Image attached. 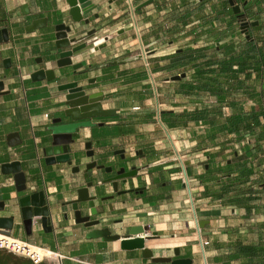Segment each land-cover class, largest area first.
Segmentation results:
<instances>
[{
    "label": "crops",
    "instance_id": "0c3cea01",
    "mask_svg": "<svg viewBox=\"0 0 264 264\" xmlns=\"http://www.w3.org/2000/svg\"><path fill=\"white\" fill-rule=\"evenodd\" d=\"M91 1L96 8L84 14L86 23L72 21L65 0H0V28L9 34V40L0 43V166L18 161L26 185L18 190L22 183L0 168V199L5 202L0 216H14L10 234L61 255L54 264H170L144 258L140 249H122L118 241L88 237L96 228L123 235L131 226L142 225L158 234L146 241L156 257L175 258L178 248L176 257L191 258L192 264H223L230 255V264H246L248 258L240 250L264 246V185L217 197L204 194L206 188L220 189L224 182L202 180L211 149L197 145L206 142L209 124L190 115L216 98L205 90L185 92L184 86L195 84L196 67L173 65L175 52L189 48L212 49L232 42L241 49L246 35L241 18L234 16L228 0H136L137 26H132L123 0ZM236 3L240 13L248 12L249 26L258 25L264 33V0ZM38 18H46V25L28 32L26 27ZM60 22L70 26L73 45L86 42L87 32L95 29L96 42L71 58L73 64L81 63L77 69L56 64L62 49L56 47L54 26ZM101 43L105 46L95 49ZM143 48H148L151 77L139 54ZM6 58L10 61L4 62ZM41 68L52 69L54 79L32 80L31 74ZM182 73L184 77L172 79ZM74 80L87 93L101 92L102 108L116 112L78 120L88 123H81L72 135L71 164H49L43 148L51 144L53 129L74 122L65 114L66 92L58 87ZM234 96L246 109L253 104L244 95ZM163 111L172 112L169 117L175 125L158 121ZM231 112L230 106L223 107L224 115ZM11 133L18 137L8 139ZM222 139L217 135L212 150H218ZM86 142L94 151L91 157L86 155ZM233 146L241 157L239 145ZM229 151L224 152L228 160ZM221 159L215 157L216 163L223 164ZM91 161L102 168L88 170L85 177ZM122 166L126 171L135 166L137 173L126 182L118 181L114 190L104 180ZM90 181L88 194L95 197L96 211L92 213L86 202H79L78 208L99 221L94 226L76 222L71 204ZM39 190L48 196L51 230L35 217L27 233L18 200ZM245 196L252 198L238 202ZM196 220L206 221L199 232ZM198 237L206 243L201 246Z\"/></svg>",
    "mask_w": 264,
    "mask_h": 264
},
{
    "label": "trees",
    "instance_id": "16d2710c",
    "mask_svg": "<svg viewBox=\"0 0 264 264\" xmlns=\"http://www.w3.org/2000/svg\"><path fill=\"white\" fill-rule=\"evenodd\" d=\"M247 13H234V16L242 21ZM258 28V25L247 27L248 32L239 50L229 42L212 49L177 51L173 57L175 66L191 64L196 67L193 74L195 84L184 86L185 92L205 90L216 98L208 107L197 109L190 115L194 121L202 120L209 124L206 142L197 145L198 149H211L207 153L209 161L204 167L206 174L202 180L224 182L220 189L204 190V194L211 197L247 189L253 184L264 185V33ZM235 94L244 95L253 104L244 108V102L235 98ZM225 106L232 108L229 115L223 113ZM170 114L172 112L163 111L159 116L162 122L175 125ZM217 135L223 139L218 150H212ZM231 135L234 140H231ZM246 135L249 138L246 139ZM233 142L239 145L243 153L241 157ZM227 149L232 156L229 160L224 154ZM218 156L223 164L216 163L215 157ZM252 175H257L254 182L250 181ZM251 198L245 196L238 202L244 204ZM245 208L248 209V206L245 205ZM240 252L248 258L246 264H264V246H247ZM232 259L231 255L227 256L222 259L223 264H230Z\"/></svg>",
    "mask_w": 264,
    "mask_h": 264
},
{
    "label": "water",
    "instance_id": "95a60500",
    "mask_svg": "<svg viewBox=\"0 0 264 264\" xmlns=\"http://www.w3.org/2000/svg\"><path fill=\"white\" fill-rule=\"evenodd\" d=\"M229 4L232 7L234 13L240 12V5L235 3L234 0H228ZM242 4H245L246 0H240ZM68 5V14L71 17L73 22H88L87 18H84V14L92 11L96 8V5L92 3L91 0H65ZM149 2H146V5ZM25 12L27 10V4L22 6ZM96 16V14H95ZM46 25V18H38L31 22L26 27L28 32H32L35 29L44 27ZM242 27V26H241ZM55 31V44L56 47L62 49L59 52V58L56 61L57 66H65L72 65L73 69H77L81 66V63L78 62L76 64L72 63V57L75 52L87 46V44H92L96 42L95 29H92L87 32L88 40L85 42H81L79 44H75V38L73 36H69L71 34V28L68 24L64 22H60L54 26ZM242 32L247 34L246 26L242 27ZM9 40V34L7 28H0V43L7 42ZM107 40V37L104 41ZM105 46V43L99 44L95 49H99ZM4 62H9L10 59L6 58L3 60ZM185 74L175 75L172 79H180L184 77ZM31 79L34 81L38 80H52L54 79V71L52 69L41 68L34 71L31 74ZM3 89V82L0 81V90ZM59 90L65 91V101L67 105V109L65 110L66 116H69L74 122L61 125L55 129H53L52 141L49 146L43 148V153L45 155V161L47 163H67L71 164V155L73 153L72 144L75 142V138L72 136L78 127L88 122H77L78 120H82L85 118H93L105 115L115 114V110L113 109H103L101 100L102 94L101 92L87 93L83 86L78 84L77 80L70 81L64 84H61L58 87ZM18 137L17 133H11L8 136V139L14 140ZM86 148V155L91 157L94 154V151L90 148V142H86L84 144ZM119 153H123L122 150L118 151ZM2 174H13L17 184L22 183L21 187H17L18 190H25V178L24 173L21 171V165L18 161H12L3 163L0 166ZM93 168H102L96 166L95 161H91L86 164L85 174L84 176H88V170ZM77 169V168H75ZM112 167H108L106 169L107 172L111 171ZM137 173V168L135 166L131 167L130 170L126 171L122 166L118 170H116L115 174L107 179L104 182H110L114 188L117 190L118 181L126 182L127 178L135 176ZM93 185V182L90 181L87 185L77 192V198L71 201L72 209L74 210L75 220L79 223H84L86 226H94L99 223L98 220H90V215H82L81 210L78 208L79 202H86L89 209L92 213H95V197L89 196L88 189ZM20 206V213L22 218V223L27 231L30 232L32 221L35 217H38L43 228L47 230H51V214H50V204L47 195L44 190L34 191L27 193L21 196L18 200ZM4 200L0 199V211L4 209ZM66 216V215H65ZM13 219L14 216H0V229H12L13 227ZM206 224V221H200L199 225L203 227ZM90 238L100 237L106 241H118L120 244V248L122 249H140L142 256L144 258H150L154 262H170V264H192L191 258H180L176 257L179 254V249L174 248V256L172 257H162V256H154L151 248L146 246V241L150 239H154L158 237L157 232L149 231L148 226L142 225H134L131 226L127 233L120 234H112L110 230L105 228H96L90 231L88 234ZM0 258H8L9 260L20 261L19 264H32L29 260L15 257L12 255L0 253ZM17 259V260H16ZM17 264V263H15ZM45 264V263H41Z\"/></svg>",
    "mask_w": 264,
    "mask_h": 264
},
{
    "label": "built area",
    "instance_id": "2783aa9c",
    "mask_svg": "<svg viewBox=\"0 0 264 264\" xmlns=\"http://www.w3.org/2000/svg\"><path fill=\"white\" fill-rule=\"evenodd\" d=\"M123 1H124V13L128 21L130 22V24H132V26L133 25L137 26L135 25L136 20H137L136 0H123ZM246 21H248V19L243 18L241 21V24H244ZM137 32H138V29H137ZM146 49H147L146 51L147 53L145 52L141 54L140 57H142L143 59L145 70L147 71L149 77H151L153 72L151 70V63L149 61L148 48H143L142 50H146ZM45 115L47 116V114ZM157 119L159 122H161L159 115L157 116ZM245 137L247 139L249 138V135H246ZM183 182L185 185H188L189 179L187 177H184ZM196 226H198V232H199L201 228H200L198 220H196ZM200 241H201L200 243L201 246L202 244L206 243V240L202 241L201 238H200ZM0 253L27 259L32 264H41V263L51 264L52 262L54 264L55 262L60 261V259L62 258L61 255H59L58 253L52 250H49V249H46L40 246H36L25 240H21L19 238L12 236L8 229H0Z\"/></svg>",
    "mask_w": 264,
    "mask_h": 264
},
{
    "label": "bare ground",
    "instance_id": "6f19581e",
    "mask_svg": "<svg viewBox=\"0 0 264 264\" xmlns=\"http://www.w3.org/2000/svg\"><path fill=\"white\" fill-rule=\"evenodd\" d=\"M151 245V242L149 243V245L148 246H150ZM15 260V259H14ZM14 260L12 261V260H9L8 258H4V259H1L0 258V264H15V263H17V264H19L20 263V261L18 260V261H15L14 262ZM17 260V259H16Z\"/></svg>",
    "mask_w": 264,
    "mask_h": 264
},
{
    "label": "rangeland",
    "instance_id": "374dc122",
    "mask_svg": "<svg viewBox=\"0 0 264 264\" xmlns=\"http://www.w3.org/2000/svg\"><path fill=\"white\" fill-rule=\"evenodd\" d=\"M245 27L246 26V28L249 26V21H246L244 24H242V27ZM147 51V49L146 50H140L139 51V54L141 55V54H143V53H145ZM147 53V52H146ZM195 227H196V229H198V226H196V224H195ZM199 238V237H198ZM199 240H200V238H199ZM198 240V241H199ZM203 240H205V239H203ZM198 241H196V242H198ZM199 243H201V241H199Z\"/></svg>",
    "mask_w": 264,
    "mask_h": 264
}]
</instances>
